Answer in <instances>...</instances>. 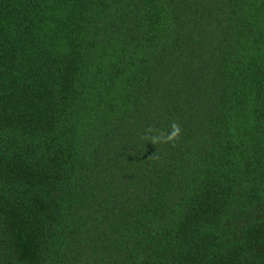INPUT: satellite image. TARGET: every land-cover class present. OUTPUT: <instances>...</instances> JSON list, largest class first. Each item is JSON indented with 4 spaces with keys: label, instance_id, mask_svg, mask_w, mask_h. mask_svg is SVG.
I'll list each match as a JSON object with an SVG mask.
<instances>
[{
    "label": "trees",
    "instance_id": "obj_1",
    "mask_svg": "<svg viewBox=\"0 0 264 264\" xmlns=\"http://www.w3.org/2000/svg\"><path fill=\"white\" fill-rule=\"evenodd\" d=\"M0 264H264V0H0Z\"/></svg>",
    "mask_w": 264,
    "mask_h": 264
},
{
    "label": "clouds",
    "instance_id": "obj_2",
    "mask_svg": "<svg viewBox=\"0 0 264 264\" xmlns=\"http://www.w3.org/2000/svg\"><path fill=\"white\" fill-rule=\"evenodd\" d=\"M179 131V129L178 128H176V130L172 133V135H175L176 134V132H178Z\"/></svg>",
    "mask_w": 264,
    "mask_h": 264
}]
</instances>
